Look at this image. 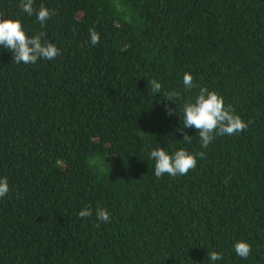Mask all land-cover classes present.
Instances as JSON below:
<instances>
[{
	"label": "trees",
	"instance_id": "trees-1",
	"mask_svg": "<svg viewBox=\"0 0 264 264\" xmlns=\"http://www.w3.org/2000/svg\"><path fill=\"white\" fill-rule=\"evenodd\" d=\"M19 2L0 0V18L60 55L17 64L0 48V264H212L211 251L215 264H264V0H34L55 13L44 25ZM152 79L177 105L149 95ZM201 87L247 130L202 148L185 129L184 142L180 108ZM158 147L204 158L157 178Z\"/></svg>",
	"mask_w": 264,
	"mask_h": 264
},
{
	"label": "clouds",
	"instance_id": "clouds-1",
	"mask_svg": "<svg viewBox=\"0 0 264 264\" xmlns=\"http://www.w3.org/2000/svg\"><path fill=\"white\" fill-rule=\"evenodd\" d=\"M34 0H20L18 7L23 13L29 16L35 15L37 22L41 25L55 15L54 11L41 5L39 9L34 8ZM90 43L96 45L100 41V35L95 29H89ZM0 48L12 53L13 61L17 64H36L41 58L53 60L60 55V49L46 39V33L40 32L29 37L23 30L22 22L19 19L0 18ZM182 82L185 90L191 91L194 87V77L185 72ZM149 95L162 94L168 101L176 103L180 98V93L176 91L163 92L162 85L156 79L148 81ZM167 115H177V109L170 105H165ZM180 119L182 126L178 129L183 134V141L191 143L192 136L188 135L185 129L195 128L201 141V147L207 148L217 136L236 135L247 130L248 124L235 114L231 105H225L224 98L215 91H210L206 87H201L194 100L185 101L181 108ZM149 158L155 162L154 175L157 178L165 174L171 177L187 175L190 170L197 166V155L202 159L204 153L190 154L181 148L169 154L165 148L158 147L149 152ZM10 192L8 179L0 178V199ZM96 217L100 222H110V213L106 208L97 207ZM91 208H84L78 215L80 218L91 217ZM99 227V225H97ZM235 253L242 259H247L252 253L251 244L244 240L234 243ZM212 264L223 259L221 253L217 251L208 252L207 257Z\"/></svg>",
	"mask_w": 264,
	"mask_h": 264
}]
</instances>
